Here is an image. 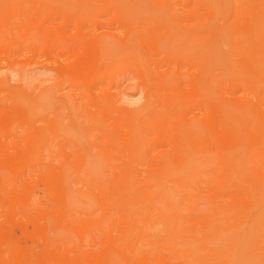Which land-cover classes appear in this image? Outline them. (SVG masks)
<instances>
[{"label": "rangeland", "instance_id": "obj_1", "mask_svg": "<svg viewBox=\"0 0 264 264\" xmlns=\"http://www.w3.org/2000/svg\"><path fill=\"white\" fill-rule=\"evenodd\" d=\"M0 264H264V0H0Z\"/></svg>", "mask_w": 264, "mask_h": 264}, {"label": "bare ground", "instance_id": "obj_2", "mask_svg": "<svg viewBox=\"0 0 264 264\" xmlns=\"http://www.w3.org/2000/svg\"><path fill=\"white\" fill-rule=\"evenodd\" d=\"M253 255V254H252Z\"/></svg>", "mask_w": 264, "mask_h": 264}]
</instances>
